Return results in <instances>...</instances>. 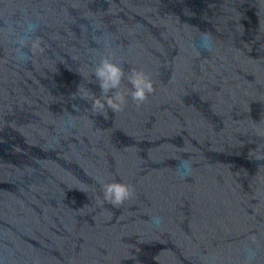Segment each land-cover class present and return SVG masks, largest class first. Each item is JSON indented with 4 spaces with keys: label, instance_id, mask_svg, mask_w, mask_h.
<instances>
[{
    "label": "water",
    "instance_id": "water-1",
    "mask_svg": "<svg viewBox=\"0 0 264 264\" xmlns=\"http://www.w3.org/2000/svg\"><path fill=\"white\" fill-rule=\"evenodd\" d=\"M0 264H264V0H0Z\"/></svg>",
    "mask_w": 264,
    "mask_h": 264
},
{
    "label": "clouds",
    "instance_id": "clouds-1",
    "mask_svg": "<svg viewBox=\"0 0 264 264\" xmlns=\"http://www.w3.org/2000/svg\"><path fill=\"white\" fill-rule=\"evenodd\" d=\"M96 77L99 80V86L102 93L107 94L110 90L118 89L123 77L122 68L108 59L102 60L100 66L96 69ZM129 82L132 85L133 90L130 95L134 101L137 103H143L147 99V94L153 91V86L151 81L143 74L139 72H134ZM115 103L113 99H109L107 103L114 109L119 110L120 104L124 103V98L117 94L115 97ZM99 107H103L102 104L97 102ZM188 168V163L182 162L181 169L186 170ZM104 199L112 203L114 206H119L127 199L130 195V189L128 186L121 183H110L103 187Z\"/></svg>",
    "mask_w": 264,
    "mask_h": 264
}]
</instances>
